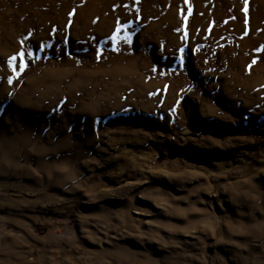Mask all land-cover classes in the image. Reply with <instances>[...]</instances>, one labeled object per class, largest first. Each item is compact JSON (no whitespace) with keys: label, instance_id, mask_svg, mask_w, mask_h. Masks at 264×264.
<instances>
[{"label":"rangeland","instance_id":"obj_1","mask_svg":"<svg viewBox=\"0 0 264 264\" xmlns=\"http://www.w3.org/2000/svg\"><path fill=\"white\" fill-rule=\"evenodd\" d=\"M0 264H264V0H0Z\"/></svg>","mask_w":264,"mask_h":264},{"label":"snow or ice","instance_id":"obj_2","mask_svg":"<svg viewBox=\"0 0 264 264\" xmlns=\"http://www.w3.org/2000/svg\"><path fill=\"white\" fill-rule=\"evenodd\" d=\"M25 55H27V54H26V53H21V54H20V58H21V60L24 58ZM14 59H15V58H14ZM20 67L23 68V67H25V65H24L23 63H21ZM9 83H11V81H9Z\"/></svg>","mask_w":264,"mask_h":264}]
</instances>
